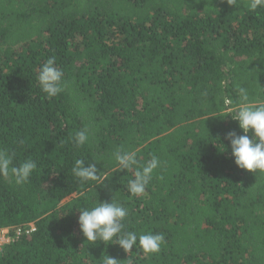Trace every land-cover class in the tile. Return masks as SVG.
<instances>
[{
	"label": "trees",
	"instance_id": "1",
	"mask_svg": "<svg viewBox=\"0 0 264 264\" xmlns=\"http://www.w3.org/2000/svg\"><path fill=\"white\" fill-rule=\"evenodd\" d=\"M248 4L0 0V150L37 164L22 184L0 176V229L36 228L0 264H264V172L238 168L225 139L243 134L241 88L264 105V7ZM51 58L64 72L53 98L37 79ZM118 150L159 159L144 194ZM77 159L108 178L81 183ZM113 199L126 231L164 235L158 253L86 241L79 211Z\"/></svg>",
	"mask_w": 264,
	"mask_h": 264
},
{
	"label": "clouds",
	"instance_id": "2",
	"mask_svg": "<svg viewBox=\"0 0 264 264\" xmlns=\"http://www.w3.org/2000/svg\"><path fill=\"white\" fill-rule=\"evenodd\" d=\"M227 3L235 6L237 0H227ZM248 7L251 10L264 7V0H249ZM63 77L64 72L56 66L55 59L51 58L40 68L37 79L42 92L47 97L53 98L63 91ZM239 91L242 103L235 115L231 116L238 122L243 134L237 135L232 131L227 133L225 139L230 142L231 154L238 168L250 173L264 172V105L254 106L249 102L247 90L241 88ZM88 140L87 129L75 134L74 142L77 146L85 145ZM221 145L224 149L223 153L226 148ZM115 160L118 170L133 172L134 178L129 180L128 190L135 196L144 194L154 170L160 165L156 156L140 165L135 151L118 150L115 153ZM36 168L37 164L32 160L15 165L13 155L6 150H0V176L11 175L17 184H22L29 180ZM72 172L81 183L89 181L103 183L108 178L107 174L98 172L95 163H88L85 166L83 159L75 160ZM79 213L78 224L87 242L100 241L112 245L111 242L115 239V244H118L125 253L139 246L146 254L158 253L164 243V235L160 233L137 234L134 231H126L123 221L127 216V209L116 203L114 199L111 202L97 201L95 206L82 208ZM104 264H119V261L107 256Z\"/></svg>",
	"mask_w": 264,
	"mask_h": 264
},
{
	"label": "built area",
	"instance_id": "3",
	"mask_svg": "<svg viewBox=\"0 0 264 264\" xmlns=\"http://www.w3.org/2000/svg\"><path fill=\"white\" fill-rule=\"evenodd\" d=\"M35 230L36 228H35L34 223L17 226L11 229L10 228L0 229V253L2 252L3 246L6 245L5 243H3L5 240L6 242L11 241V240L14 241L22 235H29L35 232ZM5 234L7 235V238L1 241V237L4 236Z\"/></svg>",
	"mask_w": 264,
	"mask_h": 264
},
{
	"label": "rangeland",
	"instance_id": "4",
	"mask_svg": "<svg viewBox=\"0 0 264 264\" xmlns=\"http://www.w3.org/2000/svg\"><path fill=\"white\" fill-rule=\"evenodd\" d=\"M2 238H3V239H2ZM6 238H7V235L5 234L4 236L1 237V241L5 240ZM11 241H12V240H11ZM11 241L6 242V240H5L3 243H5V244L7 245V244L11 243ZM3 247H4V246H3Z\"/></svg>",
	"mask_w": 264,
	"mask_h": 264
}]
</instances>
